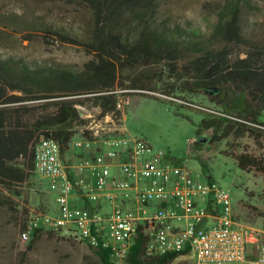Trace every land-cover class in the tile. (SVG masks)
<instances>
[{
    "label": "trees",
    "instance_id": "1",
    "mask_svg": "<svg viewBox=\"0 0 264 264\" xmlns=\"http://www.w3.org/2000/svg\"><path fill=\"white\" fill-rule=\"evenodd\" d=\"M87 1L94 17L89 41L53 31L46 33L91 55L83 71L35 68L13 57L0 59V192L19 194L17 188L31 180L34 148L40 136L59 142L62 154H71L69 145L77 135V127L83 124L76 106H84L85 101L79 96L91 95L90 101L100 108L101 117L112 113L122 125L117 96L106 93L140 89L136 80L126 85L122 73L128 68L151 65H161L170 74L181 67L187 75L181 90L209 99L220 107L215 111L228 116L208 114L202 119L195 131L196 140L191 143L193 148L224 141L226 149L222 153L232 157L240 170L247 174L264 172L262 157L248 154L246 149L237 153L226 142L247 137L264 149V123L259 121L264 112V29L260 37L253 38L245 34L243 27L245 15L260 13L258 7L248 0H227L217 8V21L208 36L200 28L143 21L136 38H132L114 25L120 21L123 6L141 0ZM161 94L170 97L172 92ZM27 102L38 104L31 109L14 107ZM22 212L27 214L26 210ZM144 244L145 238L139 232L127 256L128 264H171L189 254L185 249L148 256ZM30 245L31 241L26 250ZM91 249L99 264H111L107 251Z\"/></svg>",
    "mask_w": 264,
    "mask_h": 264
},
{
    "label": "rangeland",
    "instance_id": "2",
    "mask_svg": "<svg viewBox=\"0 0 264 264\" xmlns=\"http://www.w3.org/2000/svg\"><path fill=\"white\" fill-rule=\"evenodd\" d=\"M226 1L141 0L123 6L120 21L114 26L132 38H136L138 26L143 25V21L167 27L200 28L201 33L208 36L217 21V8ZM248 1L261 12L245 15L244 32L248 37L258 38L264 29V0ZM92 13L87 0H0V59L13 57L30 67L81 72L91 55L79 46L62 42L53 35L46 36V33L53 31L87 42L93 31ZM122 76L126 85L136 80L137 88H140L127 89L130 91L125 95L128 103L122 112V136L144 141L153 153H163L169 164L186 167L203 183H215L230 198L232 218L260 230L264 236V172L247 174L240 170L232 157L222 153L226 149L224 141L204 144L198 149L191 146L196 140L195 131L200 121L208 117V113L186 103L220 111L218 104L183 92L182 83L187 75L181 67L173 74L161 65L128 68ZM164 91L172 94L167 97L161 94ZM90 96L79 98L85 101L84 106L93 118H98ZM37 104L27 102L14 107L31 109ZM259 121L264 123V112ZM226 142L232 144L237 153L246 149L248 154L264 160V149H259L247 137L229 138ZM107 149L114 150L105 145L103 150ZM70 152L86 154L83 147L71 146ZM17 192L19 194L0 192V264H99L88 245L68 238L63 232L40 233L30 239L31 248L26 250L30 241L18 242L20 225L32 211L55 212L57 191L51 188L49 178L34 173L27 184L17 188ZM171 264L197 262L193 255L187 254Z\"/></svg>",
    "mask_w": 264,
    "mask_h": 264
},
{
    "label": "built area",
    "instance_id": "3",
    "mask_svg": "<svg viewBox=\"0 0 264 264\" xmlns=\"http://www.w3.org/2000/svg\"><path fill=\"white\" fill-rule=\"evenodd\" d=\"M129 91L106 94L117 96L116 109L123 112ZM76 109L83 124L69 147H83L86 154H62L59 142L39 137L34 173L51 180L57 210L29 213L19 227V243L40 233L63 232L107 251L111 264H128L140 232L148 256L187 249L197 264H264L262 232L232 218L226 192L211 181L201 182L184 166L169 164L144 141L123 137L112 113L101 117L95 107L99 117L93 118L85 106ZM105 145L114 150L104 151Z\"/></svg>",
    "mask_w": 264,
    "mask_h": 264
},
{
    "label": "crops",
    "instance_id": "4",
    "mask_svg": "<svg viewBox=\"0 0 264 264\" xmlns=\"http://www.w3.org/2000/svg\"><path fill=\"white\" fill-rule=\"evenodd\" d=\"M123 116V115H122Z\"/></svg>",
    "mask_w": 264,
    "mask_h": 264
}]
</instances>
